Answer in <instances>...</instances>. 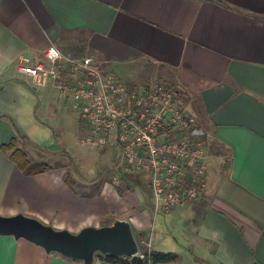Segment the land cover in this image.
<instances>
[{
    "label": "crops",
    "instance_id": "1",
    "mask_svg": "<svg viewBox=\"0 0 264 264\" xmlns=\"http://www.w3.org/2000/svg\"><path fill=\"white\" fill-rule=\"evenodd\" d=\"M52 45L94 57L129 87L172 73L165 84L179 90L208 139L204 194L164 217L188 253L170 251L176 261L160 264H264V0H0V214L71 232L123 219L165 252L149 237L151 200L144 208L138 194L80 196L65 183L66 165L27 176L1 150L14 138L28 159L31 150L60 156L52 123L79 124V109L53 84L35 86L17 69L22 57L45 62ZM0 264L83 262L0 235Z\"/></svg>",
    "mask_w": 264,
    "mask_h": 264
},
{
    "label": "built area",
    "instance_id": "2",
    "mask_svg": "<svg viewBox=\"0 0 264 264\" xmlns=\"http://www.w3.org/2000/svg\"><path fill=\"white\" fill-rule=\"evenodd\" d=\"M44 60L31 63L22 57L17 69L33 85L51 83L61 96L71 97L89 125L87 145H116L132 171L149 174L155 214L204 194L208 139L179 90L152 79L126 86L94 57H71L53 45ZM138 245L137 256L143 257V248L151 250L145 237Z\"/></svg>",
    "mask_w": 264,
    "mask_h": 264
},
{
    "label": "rangeland",
    "instance_id": "3",
    "mask_svg": "<svg viewBox=\"0 0 264 264\" xmlns=\"http://www.w3.org/2000/svg\"><path fill=\"white\" fill-rule=\"evenodd\" d=\"M171 74L170 72L167 75H161V73L151 74L145 79V83L152 79L154 81H164L166 84H173L172 79L174 77H171ZM61 98L68 100L71 105L75 104L69 97L62 96ZM75 112L79 116L78 112ZM78 128H80V131H78ZM52 129L55 132V144L68 153L64 152V154L62 151L60 156H50L41 159L36 155L38 152L31 150L29 152L30 161L45 163L53 167L59 164L66 165L67 174L73 183L74 190L72 189V191L80 196L97 197L104 191L105 196L108 194L107 197H109L111 194L107 191H110L112 194L116 193L117 198L121 199L124 194H138L140 200L145 199L143 207L148 208L150 206L153 200L147 185L150 179L149 174L145 172L139 174L132 171L116 145L99 147L87 145L84 139L89 132V125L82 116H80L79 124L77 120L76 127L68 119L52 123ZM121 203L122 200L118 204L119 207H121ZM133 210L131 208V211ZM129 213H134V211ZM166 215L167 213L163 211L155 214L154 210H150L151 226L149 227V237L153 247L156 248L161 245V247L166 249L165 252L167 253L177 250L182 251L181 254L183 255L188 253L187 248L184 250V247L177 245L178 240L179 243L182 242L181 244L184 245V239L175 232L172 236L169 221L164 219ZM115 216H117L116 212L108 214L103 219V222L109 223ZM134 235L138 238L136 231H134ZM173 237H176L177 240L175 241Z\"/></svg>",
    "mask_w": 264,
    "mask_h": 264
},
{
    "label": "water",
    "instance_id": "4",
    "mask_svg": "<svg viewBox=\"0 0 264 264\" xmlns=\"http://www.w3.org/2000/svg\"><path fill=\"white\" fill-rule=\"evenodd\" d=\"M0 235L24 239L46 253L93 264L98 256L131 258L139 253V245L129 221L116 219L103 226H86L78 232L55 229L50 224L18 213L0 214Z\"/></svg>",
    "mask_w": 264,
    "mask_h": 264
},
{
    "label": "trees",
    "instance_id": "5",
    "mask_svg": "<svg viewBox=\"0 0 264 264\" xmlns=\"http://www.w3.org/2000/svg\"><path fill=\"white\" fill-rule=\"evenodd\" d=\"M16 139L12 138L8 144H3L1 150L5 154H9V158L16 164L17 168L27 176L37 175L46 172L51 167L45 163H34L30 161L25 152L16 147ZM65 183L72 190L73 183L68 174L65 177ZM74 190V189H73ZM99 193V192H98ZM92 197V196H89ZM106 225V224H103ZM140 233L139 236H142ZM137 238V237H136ZM137 241L138 238H137ZM143 257L135 256L131 258L115 257V256H98L99 258L113 264H160L176 261L177 256L172 253H166L143 248Z\"/></svg>",
    "mask_w": 264,
    "mask_h": 264
}]
</instances>
